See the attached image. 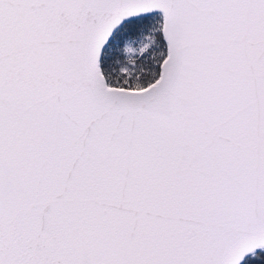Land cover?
I'll use <instances>...</instances> for the list:
<instances>
[{
    "label": "snow or ice",
    "instance_id": "obj_1",
    "mask_svg": "<svg viewBox=\"0 0 264 264\" xmlns=\"http://www.w3.org/2000/svg\"><path fill=\"white\" fill-rule=\"evenodd\" d=\"M0 264H264V0H0Z\"/></svg>",
    "mask_w": 264,
    "mask_h": 264
}]
</instances>
